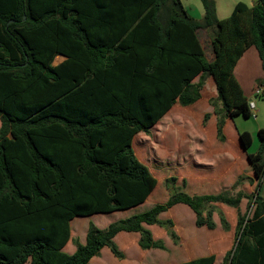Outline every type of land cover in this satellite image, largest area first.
I'll use <instances>...</instances> for the list:
<instances>
[{
  "label": "trees",
  "instance_id": "16d2710c",
  "mask_svg": "<svg viewBox=\"0 0 264 264\" xmlns=\"http://www.w3.org/2000/svg\"><path fill=\"white\" fill-rule=\"evenodd\" d=\"M201 1L198 21L181 0H0V264H92L104 248L123 260L115 242L121 233L139 234L142 251H166L146 226L178 242L174 222L159 217L186 205L198 228L215 230L213 204L238 210L234 246L222 264H264V128L258 152H247L254 177L240 175L232 186L256 184L253 193L191 196L170 177L165 203L104 229L90 222L85 243L75 239L76 251H64L75 218L127 211L150 198L158 180L133 139L176 103H197L207 78L217 88L210 104L220 142L228 119L252 117L236 67L255 48L264 71V0L240 2L224 20L214 0ZM199 31L209 35L212 61ZM58 55L67 60L53 66ZM101 75L103 88H93ZM96 89L100 100H86L98 97L89 94ZM239 138L248 151L252 135ZM219 218L229 232L226 216ZM215 262L210 255L177 264Z\"/></svg>",
  "mask_w": 264,
  "mask_h": 264
},
{
  "label": "rangeland",
  "instance_id": "374dc122",
  "mask_svg": "<svg viewBox=\"0 0 264 264\" xmlns=\"http://www.w3.org/2000/svg\"><path fill=\"white\" fill-rule=\"evenodd\" d=\"M181 1L193 18L203 19L204 7L201 0ZM255 1L214 0L217 16L220 20L229 18L238 3L243 2L253 6ZM205 46H207L206 42ZM248 75V77L245 76L244 86L249 91H253L257 83L264 82V71L259 63L257 65L252 64L249 67ZM252 76H258V79L255 80ZM250 99L255 100L257 104V118L253 116L255 112L252 113L251 118L243 116L233 118L227 126L226 132L229 140L226 142L217 140L216 143L210 144L203 141L202 145H196L189 140L196 137L197 131H209L213 136L216 134L217 123L209 121L204 124L203 122L204 112L208 110L206 101L197 103L195 106L197 111L194 108L182 109L175 114L173 121L166 123L165 119L149 133H139L136 137V151L138 158L143 163L148 164L151 172L158 180L155 191L147 203L145 202L136 208L112 214L75 218L71 222L72 240L65 247V252L70 254L72 247L76 248L73 244L75 239L85 243L90 222H93L98 228L104 229L115 221L141 214L153 208L156 204L165 203L170 195L166 188V180L170 177L178 178L177 187L191 196L219 194L225 191L236 195L240 190L248 194L253 193L256 184L250 185L247 182L236 190L232 189L240 175L254 177L243 148L238 143H233L235 131L249 132L252 135L253 145L247 152L256 154L260 147L257 132L259 129L264 128V95L260 98H255V95H252ZM198 110L203 113H199ZM184 130L187 131V134ZM184 179L187 181L186 186L183 185ZM211 207L215 210L214 220L217 223L215 230L198 228L195 213L186 205H178L159 217L160 220L170 219L174 222L175 231L179 237L178 242L172 240L160 226H146L153 233L156 240L165 243L166 251H142L138 246L140 236L134 233H121L116 237V244L125 254V259L115 258L110 249L105 248L102 255L93 258L91 263L177 264L202 256L215 255V264H222L226 253L234 246L238 210L222 204H213ZM246 209L247 200H243L240 211L245 213ZM220 213L226 216L231 225L229 232H225L221 228ZM81 225L82 229H79Z\"/></svg>",
  "mask_w": 264,
  "mask_h": 264
},
{
  "label": "crops",
  "instance_id": "0c3cea01",
  "mask_svg": "<svg viewBox=\"0 0 264 264\" xmlns=\"http://www.w3.org/2000/svg\"><path fill=\"white\" fill-rule=\"evenodd\" d=\"M191 16V15H190ZM116 17V16H115ZM192 17V16H191ZM193 18V17H192ZM195 20H198V21H201L202 20V18L201 19H196V18H194ZM198 37H199V39H200V42H201V44H202V46L204 47V49L207 51V58H208V60L209 61H212L213 60V54H212V51H211V46H210V39H209V35H208V33L207 32H205V31H199L198 32ZM205 42H206V45L207 46H205ZM67 60V58H65L64 56H61V55H58V56H56V58H55V60H54V62H53V66H59V65H61L62 63H64V61H66ZM257 63H259L260 65H261V67H262V63H261V61H260V58H259V55H258V52H257V50L255 49V48H250L247 52H246V54L243 56V58L238 62V65H237V67H236V76H237V79H238V81L240 82V84H241V86H242V88H243V90H244V93H245V95L248 97V98H250L252 95H255L256 94V90L257 89H259L258 88V84H256V86H255V88L253 89V91H249V90H247L246 88H245V86H244V83H245V76L246 77H248L249 75H248V70H249V67L252 65V64H256L257 65ZM241 70H242V72H241ZM263 70V69H262ZM253 77V76H252ZM200 78H201V74L197 77V78H195V80L193 81V83H198L199 82V80H200ZM255 80L256 79H258V76H255V77H253ZM99 81L96 83V84H92V86H93V88L94 87H99V88H103V86H101V84L99 83L100 81H102V80H105V75H101V76H99V79H98ZM254 80V81H255ZM249 81V80H248ZM262 89H263V91H262V93H261V96L260 97H263V95H264V86H262L261 87ZM101 90H99V89H96V90H91L90 92H89V94H94V95H96V96H98V97H89L88 95H85V96H87V98H86V100H100V92ZM217 96H218V93H217V88H216V84H215V81H214V79L212 78V77H209V78H207L206 79V84H205V86H204V88L202 89V91H201V99L198 101V102H203V101H206L207 102V104H208V110L206 111V112H204L205 113V115L206 114H211V118H210V122H215V123H217V118H216V116L214 115V109H213V107L212 106H210V104H209V102L211 101V100H213V99H216L217 98ZM259 97V98H260ZM255 98H258L256 95H255ZM197 102V103H198ZM251 102H254V104H255V109H254V112L256 113V111H257V104H256V102H255V100H253V99H251ZM197 103H195L194 105H192V106H190V107H182L179 103H176L174 106H173V108L162 118V120H160L153 128H155L161 121H163V120H165L166 119V123H169V122H171V121H173V118H174V116H175V114L177 113V112H179L180 110H182V109H189V108H194V110L195 111H197V109L195 108V106L197 105ZM198 112H199V110H198ZM199 113H203V112H199ZM204 115V116H205ZM204 118V117H203ZM256 118H257V113H256ZM232 119L230 118V119H228L227 121H226V125H225V128H224V133H225V137H226V141H228L229 140V138H228V135H227V132H226V130H227V126L230 124V121H231ZM208 121V122H209ZM207 122V123H208ZM0 124H1V122H0ZM209 125V124H208ZM1 126V125H0ZM153 128L151 129V130H153ZM150 130V131H151ZM207 130H208V126H207ZM184 132L187 134V131L186 130H184ZM239 133H241L240 131H235V135H234V138H235V140L233 141V143H238L239 145H240V147H242L243 148V146H242V144H241V142H240V138H239ZM207 134V135H206ZM138 135V134H137ZM137 135L134 137V139H133V143H132V146H133V149H134V152H135V154H136V156L138 157V154H137V151H136V137H137ZM206 135V136H205ZM196 137L192 140V139H189L191 142L193 141L196 145L197 144H200V145H202V143H203V141H206V142H208V143H210V144H214V143H216V141L218 140V137H217V128H216V134L213 136V135H211L210 133H209V131H197V133H196V135H195ZM225 141V142H226ZM243 152L244 153H246V155H247V151L243 148ZM157 156H159V154H157ZM248 157V156H247ZM140 160V159H139ZM141 161V160H140ZM145 165H147L148 166V164H146V163H144ZM263 189H264V187H263ZM149 200V199H148ZM147 200V201H148ZM147 201H146V203H147ZM242 204V203H241ZM241 207V206H240ZM241 212V211H240ZM246 212V211H245ZM217 224V223H216ZM110 225V224H109ZM108 225V226H109ZM107 226V227H108ZM130 234H133V233H130ZM138 236H139V234H137ZM140 238V237H139ZM115 242H116V238H115ZM69 244V243H68ZM65 249V248H64ZM105 249V248H104ZM103 249V250H104ZM109 249V248H108ZM102 250V251H103ZM65 251V250H64ZM76 251V248H74V247H72V252H70V254H73L74 252ZM111 251V250H110ZM101 255H102V252H101ZM100 255V256H101ZM202 257H205V256H202ZM198 258H200V257H198ZM195 259H197V258H195ZM192 260H194V259H192ZM190 261V260H189ZM187 262V261H186Z\"/></svg>",
  "mask_w": 264,
  "mask_h": 264
},
{
  "label": "built area",
  "instance_id": "2783aa9c",
  "mask_svg": "<svg viewBox=\"0 0 264 264\" xmlns=\"http://www.w3.org/2000/svg\"><path fill=\"white\" fill-rule=\"evenodd\" d=\"M263 89L260 87L259 89L256 90V96L257 97H260L261 96V93H262ZM250 109H251V112L253 113L254 112V109H255V104L254 102H250ZM253 116L256 118V113L254 114L253 113Z\"/></svg>",
  "mask_w": 264,
  "mask_h": 264
}]
</instances>
